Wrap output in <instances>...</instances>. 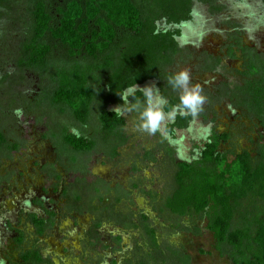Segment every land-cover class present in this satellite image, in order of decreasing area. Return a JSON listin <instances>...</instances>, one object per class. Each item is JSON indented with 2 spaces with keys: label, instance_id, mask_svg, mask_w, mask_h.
Listing matches in <instances>:
<instances>
[{
  "label": "rangeland",
  "instance_id": "obj_1",
  "mask_svg": "<svg viewBox=\"0 0 264 264\" xmlns=\"http://www.w3.org/2000/svg\"><path fill=\"white\" fill-rule=\"evenodd\" d=\"M24 2L10 0L12 19L0 22L6 50L21 40ZM243 2L255 19L248 9L236 7L239 2L216 0L217 10L196 3L192 21L182 25V36L189 39L178 40L180 52L169 70L175 77L188 71L190 80H177L170 92L180 98L198 86L204 103L195 115L185 109L166 112L155 80L136 86L126 102L105 107L98 83L86 123L62 116L47 96L38 97L48 83L36 75H18L17 80L14 75L0 87V132L18 147L0 149V264H28L20 255L29 251L39 253L41 264H233L228 250L216 249L205 214L178 217L165 201L176 188L177 164L196 161L212 136L227 135L218 152L229 162L243 152L255 160L263 143L259 121L229 95L246 79L244 49L262 57L264 66V24L258 25L264 4ZM248 26L255 30L247 31ZM148 89L151 105L141 91ZM137 92L144 99L134 103ZM149 108L164 117L154 133L142 127ZM103 109L120 111L125 126L119 138L104 135ZM178 113L191 114L192 121L171 136L165 127ZM64 129L93 140L95 148L78 154L63 147L59 134ZM256 205L262 214L263 206ZM30 215L46 221L42 234ZM235 220L240 226L238 214Z\"/></svg>",
  "mask_w": 264,
  "mask_h": 264
},
{
  "label": "trees",
  "instance_id": "obj_2",
  "mask_svg": "<svg viewBox=\"0 0 264 264\" xmlns=\"http://www.w3.org/2000/svg\"><path fill=\"white\" fill-rule=\"evenodd\" d=\"M215 1L26 0L24 23L31 33L32 63L40 72L39 79L48 83V91H43L41 96H47L50 106L57 108L62 116L86 123L98 83L103 85V95L99 97L105 107L121 102L120 95L128 87L155 80L165 99L166 112L181 109L191 112L190 107L170 92L176 87L177 79L169 69L180 52L182 25L192 21L195 4L217 10ZM4 4L5 0H0V8ZM54 47L57 55L49 59ZM243 51L248 53L246 79L229 95L259 121L264 131L262 57L248 49ZM142 99L140 92L133 96L134 103ZM191 121V114L178 113L165 131L173 136ZM99 122L104 135L116 138L125 126L120 115L106 109L101 111ZM59 139L63 147L78 154L89 153L96 146L93 140L65 129L61 130ZM225 139L227 135L212 136L196 161L177 164L176 188L166 199L165 208L178 217L205 214L206 229L216 249L228 250L233 264H264V211L258 213L256 205L260 203L264 208V140L255 160L243 152L229 162L218 152L220 142ZM2 148L8 152L18 149L0 133ZM245 202L249 206L243 209ZM30 220L37 233L42 234L44 219L30 215ZM20 256L29 264L42 263L37 251Z\"/></svg>",
  "mask_w": 264,
  "mask_h": 264
},
{
  "label": "flooded vegetation",
  "instance_id": "obj_3",
  "mask_svg": "<svg viewBox=\"0 0 264 264\" xmlns=\"http://www.w3.org/2000/svg\"><path fill=\"white\" fill-rule=\"evenodd\" d=\"M10 7V0L6 1L5 4L0 8V22L4 21V18L12 19L8 16V11ZM22 35L21 40H19L14 49L13 47L9 50L4 49V44L8 42L6 40L0 41V75H5L0 78V87L5 85L8 82H12L10 77L18 75H39L40 72L36 70L35 66L32 63V49L29 48L30 44V28L27 26L24 21H22ZM40 41H38L39 43ZM43 44V42H40ZM57 55L55 47L49 53V59ZM10 68V69H9ZM247 75V73H245ZM38 77V76H37ZM39 78V77H38ZM7 94V93H6ZM41 94L38 96L40 97ZM12 97V95L10 96ZM2 135L3 133L0 132ZM3 137H5L3 135ZM6 138V137H5ZM7 143H11L6 139ZM12 144V143H11ZM43 219V218H42ZM45 221V220H44ZM46 223V221H45ZM29 264V263H28Z\"/></svg>",
  "mask_w": 264,
  "mask_h": 264
},
{
  "label": "clouds",
  "instance_id": "obj_4",
  "mask_svg": "<svg viewBox=\"0 0 264 264\" xmlns=\"http://www.w3.org/2000/svg\"><path fill=\"white\" fill-rule=\"evenodd\" d=\"M236 7L240 8V9H248V14L250 15V17H252L253 19H255V12L252 10L251 6L249 4H247L246 2H243V0H241V2H239L238 4H236ZM194 15H198L196 13H194ZM259 24H264V17H261L258 21V25ZM184 27H188L187 24L184 25ZM247 31L252 32L255 30V28L248 26L246 28ZM195 35L202 37L203 33L202 32H198L195 33ZM175 38V37H174ZM180 40L183 41V43H187L188 42V37L187 36H181L179 37ZM176 79L183 84H187L188 81L190 80V75L188 71H181L180 73H178L176 75ZM136 89V85H132L130 87L127 88V91H124L120 96L123 100H125V102L127 101V97L128 95H130L131 93H133V91H135ZM144 92V94L146 96L149 97V101L148 103L151 105L152 100H151V89L148 90H141ZM199 87L197 86V88L193 91L190 92H185V94L183 96L180 97L181 102L184 105H187L188 107H190L193 111V115L196 114L197 110H198V106L202 105L204 103V97H202L199 94ZM20 110H17L18 114H19ZM115 113L117 115H120V111L117 109L115 110ZM146 119L143 123V128L145 130H148L150 132H155L158 129L159 123L160 121L164 118L163 114L159 111H153L151 110V108H149V110L144 114ZM74 134L76 133V130L73 129L72 130ZM210 134V131H209Z\"/></svg>",
  "mask_w": 264,
  "mask_h": 264
}]
</instances>
